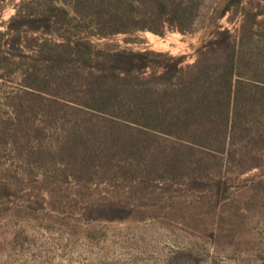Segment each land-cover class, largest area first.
Wrapping results in <instances>:
<instances>
[{
	"label": "rangeland",
	"instance_id": "rangeland-1",
	"mask_svg": "<svg viewBox=\"0 0 264 264\" xmlns=\"http://www.w3.org/2000/svg\"><path fill=\"white\" fill-rule=\"evenodd\" d=\"M0 264H264V0H0Z\"/></svg>",
	"mask_w": 264,
	"mask_h": 264
},
{
	"label": "trees",
	"instance_id": "trees-1",
	"mask_svg": "<svg viewBox=\"0 0 264 264\" xmlns=\"http://www.w3.org/2000/svg\"><path fill=\"white\" fill-rule=\"evenodd\" d=\"M153 31L155 32H159L158 28H152ZM181 30H186V28H182ZM218 36L211 40L210 43L213 45L218 46L221 50L222 53L224 55L223 60L224 63L223 65H225L226 67V77L227 80H229V82H232L233 76H234V72H235V66H236V52H235V48H236V43L233 40V36L230 33L229 30L224 29V30H219L217 32ZM201 51H203L201 49ZM120 53L122 54H126L128 55L129 58V69L130 70H134V69H145L149 66L150 61L148 59V51H121ZM181 59L178 58L175 60V62L173 63L174 67H175V71L176 73L181 72L182 71V67H179L178 65L180 64Z\"/></svg>",
	"mask_w": 264,
	"mask_h": 264
}]
</instances>
